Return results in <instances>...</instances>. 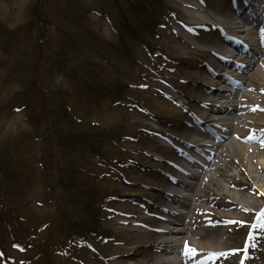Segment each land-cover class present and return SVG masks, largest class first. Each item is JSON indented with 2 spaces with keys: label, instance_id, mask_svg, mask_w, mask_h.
Here are the masks:
<instances>
[{
  "label": "rangeland",
  "instance_id": "rangeland-1",
  "mask_svg": "<svg viewBox=\"0 0 264 264\" xmlns=\"http://www.w3.org/2000/svg\"><path fill=\"white\" fill-rule=\"evenodd\" d=\"M113 1L0 0V27L9 31L7 35L0 33V146L12 149L25 142L11 152L16 171V178L9 183L12 186L0 187V245L5 254L0 253V264H36L38 256L29 250V241L38 245L36 252L41 249L47 257L38 264H117L130 250L135 253L123 264H146V246L152 240L147 227H125L122 221L133 225L140 216L154 218L156 214H141L138 202L148 196L147 187L155 184L154 176L164 169L162 160L178 155V131L193 120L187 104L198 73L204 72L206 43L222 34L207 18L231 0H160L163 14L167 11L168 15L159 22L152 38L139 44L129 41L133 54L126 61L114 56L119 36ZM117 1L126 13L125 4ZM191 4L204 18L198 22L210 25L198 29L193 37L180 31L181 24L190 22L185 9ZM33 13L39 19H34ZM146 47L154 50L151 56ZM85 72L124 81L135 101L112 102L104 97L95 101L81 84ZM34 80L38 88L30 93L40 107L36 109L33 104V109H28V94L23 91H28ZM66 115L94 124L104 136L103 131L112 130L114 137L105 141L101 159L86 153L83 160L75 159L72 168L74 180L107 193L108 200L99 213L102 231L112 240H93L89 246L57 232L51 236L60 208L49 200L48 186L61 175L56 160L60 151L43 129L45 121L52 125L48 121L56 119L59 129L66 128ZM52 152L56 163L50 173ZM228 158L229 163L237 161L233 155ZM255 158H264V152ZM230 174L241 183L264 181L261 174L248 178L233 168ZM223 191L236 202L258 201L255 211L264 202L239 187L224 184ZM259 211L258 227L264 225V210ZM216 213L222 216L226 212ZM245 214L241 212L239 220H246V230L231 224L221 229L224 234L220 240L225 248L242 244L245 252L248 235L252 234L253 239L261 240H252L255 250L251 249L248 262L264 264V237L259 228L249 233L254 221L252 217L245 219ZM255 232L260 236L254 237ZM235 259L238 263L241 256Z\"/></svg>",
  "mask_w": 264,
  "mask_h": 264
},
{
  "label": "bare ground",
  "instance_id": "bare-ground-1",
  "mask_svg": "<svg viewBox=\"0 0 264 264\" xmlns=\"http://www.w3.org/2000/svg\"><path fill=\"white\" fill-rule=\"evenodd\" d=\"M235 1L237 4L222 6L207 18L222 34L207 41L204 72L198 73L188 99L194 124L179 129L177 157L162 160L164 169L154 176L155 184L147 187L148 196L138 202L141 214L156 212L154 218L135 219V225L147 227L152 237L146 246V264H208L212 258H221L220 264H236L240 250L225 248L221 226L243 222L241 212L246 213L245 219L250 218L258 201L236 202L223 191V185L247 190L264 201L263 180L241 183L230 174L233 168L248 178L251 174L264 177V158H255L264 152V4L261 9L257 0ZM193 9L188 5L185 10L190 27L204 19ZM237 14L249 18L235 21ZM230 83L236 90L226 88ZM212 136L219 140L207 158L206 141ZM185 151L199 154V159L191 161ZM229 155L237 161L229 163ZM191 169L195 172L189 177ZM218 210L226 213L217 215ZM122 224L132 226L127 221ZM242 227L245 229L246 220ZM134 253L130 250L117 264Z\"/></svg>",
  "mask_w": 264,
  "mask_h": 264
},
{
  "label": "trees",
  "instance_id": "trees-1",
  "mask_svg": "<svg viewBox=\"0 0 264 264\" xmlns=\"http://www.w3.org/2000/svg\"><path fill=\"white\" fill-rule=\"evenodd\" d=\"M125 4L126 13L123 7H120V2L115 0L112 3V8L116 16L118 24V44L114 49L118 54V58L121 60H128V57L132 53L130 43H144L147 38H152L158 31L159 22L162 20V2L160 0H121ZM34 19H39L37 13H33ZM32 17V18H33ZM8 34L9 31L0 27V33ZM5 38V37H4ZM130 41V43H129ZM105 47V43H102ZM144 45V44H143ZM145 46V45H144ZM98 75L93 76L85 72L83 82H81L84 90L88 91L90 98L98 101L100 97H105L111 101L117 102L126 100L131 97L129 94L130 87L124 82L118 80H107L105 78H97ZM38 81L33 83L27 88L28 95L25 100H28L27 108L33 109V104L37 108L40 105L38 100L32 98L30 92L35 91L38 87ZM26 89V90H27ZM66 120L63 125L66 128L57 127L58 119L48 121L52 125H47L45 121V128L43 132H48L56 142L58 152L57 163L58 169L61 171L60 177L56 178V183L51 180L48 186L49 200L51 202L56 201L57 207L60 208L59 216L55 222V225L51 228L53 232L51 236H54L57 232L59 235H63L64 238L84 239V238H105V233L102 231V220L100 217V209L105 202V191H100L99 188L93 184H89L85 181L74 180L72 168L75 167V159L83 160V155L88 153L95 159H101L103 147L105 141L114 137L112 130L103 131L105 136L99 132L97 126L82 122L74 117L66 115ZM105 130V129H103ZM101 133V135H100ZM20 142L12 146L9 149L7 145L0 146V187L3 190L5 187L12 186L13 179L16 178L14 156L11 154L13 148H17ZM59 144V145H58ZM107 144V143H106ZM50 146V145H49ZM50 150V149H49ZM49 157L52 159L49 172L53 171V164L56 163L54 152L50 153ZM53 174V172H52ZM51 174V175H52ZM49 180L48 177H46ZM5 180V182H4ZM58 190V191H57ZM58 194V195H57ZM100 206V208H99ZM14 225L17 223V218L13 220ZM16 223V224H15ZM37 229H40L37 228ZM29 250L34 251L36 264L38 262L47 261V257L42 253V250L35 251L36 245L30 241ZM0 252L4 256V249L0 245ZM30 260V259H28ZM45 264V263H43Z\"/></svg>",
  "mask_w": 264,
  "mask_h": 264
},
{
  "label": "snow or ice",
  "instance_id": "snow-or-ice-1",
  "mask_svg": "<svg viewBox=\"0 0 264 264\" xmlns=\"http://www.w3.org/2000/svg\"><path fill=\"white\" fill-rule=\"evenodd\" d=\"M189 251H194V250H192V249H189Z\"/></svg>",
  "mask_w": 264,
  "mask_h": 264
}]
</instances>
